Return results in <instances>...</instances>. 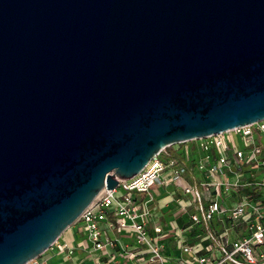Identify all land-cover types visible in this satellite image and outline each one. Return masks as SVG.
<instances>
[{"label": "water", "instance_id": "obj_1", "mask_svg": "<svg viewBox=\"0 0 264 264\" xmlns=\"http://www.w3.org/2000/svg\"><path fill=\"white\" fill-rule=\"evenodd\" d=\"M263 119L264 0H0V264L163 149Z\"/></svg>", "mask_w": 264, "mask_h": 264}, {"label": "built area", "instance_id": "obj_2", "mask_svg": "<svg viewBox=\"0 0 264 264\" xmlns=\"http://www.w3.org/2000/svg\"><path fill=\"white\" fill-rule=\"evenodd\" d=\"M75 225L91 264H264V119L163 149L104 188ZM58 240L49 249L72 257L75 247ZM168 240L177 256L167 253Z\"/></svg>", "mask_w": 264, "mask_h": 264}, {"label": "crops", "instance_id": "obj_3", "mask_svg": "<svg viewBox=\"0 0 264 264\" xmlns=\"http://www.w3.org/2000/svg\"><path fill=\"white\" fill-rule=\"evenodd\" d=\"M158 206H160L162 208V211L164 212V223L170 224L171 222H173L172 219L169 218L168 215H166V213L170 210L171 205L166 203L165 201H162L158 202ZM118 235L120 234L109 233V236L111 237ZM85 239L86 235L83 231L80 230L78 225H74L71 228H68L60 236L58 241L60 243H67L68 245L75 247V254L72 257H67L63 254L57 253L54 249H49L39 257L41 264H91V262L86 258V250L83 249V247H80L83 242H86ZM167 249V253L170 255V257H174V255L177 256L178 252L175 249L172 240L167 241Z\"/></svg>", "mask_w": 264, "mask_h": 264}, {"label": "rangeland", "instance_id": "obj_4", "mask_svg": "<svg viewBox=\"0 0 264 264\" xmlns=\"http://www.w3.org/2000/svg\"><path fill=\"white\" fill-rule=\"evenodd\" d=\"M233 143H234V144H237L236 141H234ZM171 150H172V149H168V150H167V157H168V158H179V155H178L177 153H175V152H172ZM163 191H164V189H163ZM136 195H138V196H140V197H144L143 194H136ZM162 201H166V198H165V197H162V198L159 199V202H162Z\"/></svg>", "mask_w": 264, "mask_h": 264}]
</instances>
